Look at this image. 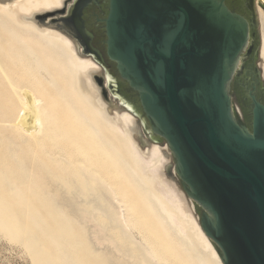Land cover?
Returning <instances> with one entry per match:
<instances>
[{"label": "water", "instance_id": "95a60500", "mask_svg": "<svg viewBox=\"0 0 264 264\" xmlns=\"http://www.w3.org/2000/svg\"><path fill=\"white\" fill-rule=\"evenodd\" d=\"M108 1L106 56L117 74L93 58L111 71L113 97L152 141L166 142L223 264H264V103L254 85L248 126L247 75L234 77L252 26L256 33V0H247L252 20L227 0ZM72 8L47 24L81 44L69 27ZM258 92L264 98L261 79Z\"/></svg>", "mask_w": 264, "mask_h": 264}, {"label": "bare ground", "instance_id": "6f19581e", "mask_svg": "<svg viewBox=\"0 0 264 264\" xmlns=\"http://www.w3.org/2000/svg\"><path fill=\"white\" fill-rule=\"evenodd\" d=\"M71 1L0 0V73L15 104L9 106V111L18 109L16 116L3 124L29 145L39 147L43 155L60 160L52 187L82 199L85 214L91 210L90 214H95L97 219L98 214H105L121 227L122 237L130 238L123 214L102 193L105 191L109 197L116 194L105 176L119 174L129 187L143 191L142 199L146 198L143 204L149 205L150 210L158 205L163 213H168L179 235L187 232L183 223L186 221H182V216H186L207 253L204 256H209L208 264H223L192 208H186L184 196L180 199L183 191L180 195L164 177L163 147L155 143L142 148L137 140L135 115L122 107L113 109L104 100L96 76L103 73L108 85L111 74L93 57L84 56L76 40L47 24L50 17L44 23L37 19L38 15L49 16L68 9ZM257 4L262 27L260 58L264 65V0H257ZM54 114H57L55 118ZM58 209L55 203L56 220L62 218ZM4 211L5 201L0 190V227L6 223ZM24 234L14 241H28L34 264H53L50 253L37 257L36 234L33 231ZM145 250L140 264H148V254L152 255L148 248Z\"/></svg>", "mask_w": 264, "mask_h": 264}, {"label": "rangeland", "instance_id": "374dc122", "mask_svg": "<svg viewBox=\"0 0 264 264\" xmlns=\"http://www.w3.org/2000/svg\"><path fill=\"white\" fill-rule=\"evenodd\" d=\"M67 13L68 9H65L49 16L38 15L37 19L44 23L49 17L50 19L60 18ZM60 30L73 38L64 30ZM261 34L262 27L256 0V38L259 50L257 69L261 81L264 82V65L260 58ZM79 45L83 50V46L80 43ZM83 55L90 56L88 53ZM1 75L0 73V84H2L0 85V122H2V125L0 124V190L5 201L3 216L6 223L0 227V264H34L31 251L27 247L28 241H23L24 243L14 241L15 237L23 238L24 233L30 231L36 234L39 241L37 257L50 253L54 257L53 264H140L142 253L146 252L145 248L152 253V255L146 253L148 264H208L210 262L209 256H204L207 253L186 216H182V221L188 223L183 222L188 236L184 232L179 235L176 226L171 225L166 215L168 213L166 211L163 213L158 205H154V209L150 210L149 205L143 204L144 199L146 200V198L142 199L143 191L129 187L119 174L105 176L107 181L109 180L108 182L115 187L114 196L117 199L113 200L114 196L109 197L103 190L102 193L110 199L113 207L119 208L118 211L123 214L122 219L125 218L128 225L127 231L130 238L122 237L121 227L105 214H98V219L95 214H90L91 210L85 214L81 205L82 199L78 196L74 194L67 196L63 190H55L52 187L55 180L53 175L61 164L60 160L43 155L39 147L29 145L16 132L4 125L16 116L18 109L9 111V106L12 107L15 104ZM114 78H116L115 75ZM96 79L104 100L112 104L113 109H120V103L113 97L114 94L105 82L104 74L97 75ZM233 103L240 119L243 120L240 107L236 102ZM56 115L54 114V118ZM136 119L139 130L137 140L141 147L147 148L155 144L156 142L149 138L141 118L136 117ZM156 144L163 147L164 177L169 184L174 185L173 187L180 195L183 191L184 195L182 194L180 199L184 196L182 201L185 206H188L186 208L189 210L192 208L199 222V211L193 200L183 190L175 172V162L169 147L165 141ZM55 203H58L57 211L62 216L60 220H56L57 215L55 218L53 210ZM101 221L104 222L101 223Z\"/></svg>", "mask_w": 264, "mask_h": 264}, {"label": "flooded vegetation", "instance_id": "af4514ba", "mask_svg": "<svg viewBox=\"0 0 264 264\" xmlns=\"http://www.w3.org/2000/svg\"><path fill=\"white\" fill-rule=\"evenodd\" d=\"M73 1L74 0L69 3L70 5H73V12L70 18L71 23L69 26L72 32L77 36L78 40L83 45L84 50L88 52L90 57H96L98 61H102L109 68H111L110 66H113L111 69L112 73L117 74L114 64L110 62L106 56V33L103 19L108 14L109 1L78 0L75 5L73 4ZM227 4L231 9L241 13L247 19H253V17L250 16L251 10L248 11L249 9H246L247 0H227ZM250 29V41L241 59V62L243 60V63L241 64V68L239 66V69L234 75V77H237L236 75L238 73L247 75L246 79L242 83L246 89L247 104H243L242 107L246 116L245 122L248 126H250V100L248 98V93L251 89H253L254 85L256 86L255 93L257 94L258 99L264 103V98L261 97L258 92V87L260 84V74L256 69L259 52L257 49L258 41L256 38V33L253 30V26ZM128 90H130L129 87Z\"/></svg>", "mask_w": 264, "mask_h": 264}]
</instances>
